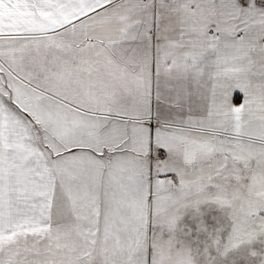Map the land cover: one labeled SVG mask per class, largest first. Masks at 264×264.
<instances>
[{"label":"snow or ice","instance_id":"6c2138e0","mask_svg":"<svg viewBox=\"0 0 264 264\" xmlns=\"http://www.w3.org/2000/svg\"><path fill=\"white\" fill-rule=\"evenodd\" d=\"M0 264H264V0H0Z\"/></svg>","mask_w":264,"mask_h":264}]
</instances>
